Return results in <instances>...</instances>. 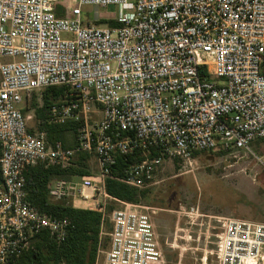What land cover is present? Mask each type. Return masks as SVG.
Returning a JSON list of instances; mask_svg holds the SVG:
<instances>
[{
  "label": "built area",
  "instance_id": "1",
  "mask_svg": "<svg viewBox=\"0 0 264 264\" xmlns=\"http://www.w3.org/2000/svg\"><path fill=\"white\" fill-rule=\"evenodd\" d=\"M58 3L65 17L56 16ZM84 6L116 7L117 25L86 19ZM51 87L65 88L49 118L77 125L73 147L32 134L22 112L25 96ZM259 140L264 0H0V264H11L42 232L63 242L71 226L27 201L29 168L69 169L94 156L104 203L89 181L81 187L94 195L80 196L96 201L105 218L108 201H117L105 181L118 154L143 152L119 181L146 190L167 160L250 152ZM253 156L264 165V156ZM78 186L58 180L49 194L68 199ZM119 203L102 264H166L151 215ZM212 257L202 264H264V223L224 219Z\"/></svg>",
  "mask_w": 264,
  "mask_h": 264
},
{
  "label": "rangeland",
  "instance_id": "2",
  "mask_svg": "<svg viewBox=\"0 0 264 264\" xmlns=\"http://www.w3.org/2000/svg\"><path fill=\"white\" fill-rule=\"evenodd\" d=\"M59 1L77 3L78 0ZM82 10L86 19L94 23L103 20L113 22L118 16V10L113 6H84ZM217 83L224 82L217 80ZM42 104L43 91L24 97L21 107L29 130L32 134H43L52 146L60 143L66 148L73 147L77 132L57 134V141L51 143L48 133L41 130L44 122L36 118V110ZM251 152L263 157L264 140L252 144L250 152L229 155L219 149L197 155L188 162L167 160L159 168L153 184L135 205L151 215L166 264H202L205 258L210 261L224 219L264 223V165ZM80 170L90 176L79 177L77 184L84 186L85 181L91 182L97 189L94 193L96 198L103 204L104 198L98 191L102 179L96 158H90L86 165L80 166ZM81 205L95 208L92 201ZM109 217L107 213L101 234L103 246L96 264H102L110 248L112 225Z\"/></svg>",
  "mask_w": 264,
  "mask_h": 264
},
{
  "label": "trees",
  "instance_id": "3",
  "mask_svg": "<svg viewBox=\"0 0 264 264\" xmlns=\"http://www.w3.org/2000/svg\"><path fill=\"white\" fill-rule=\"evenodd\" d=\"M55 14L58 18L65 17L66 14L61 3L56 4ZM98 24H108L113 27L117 25L114 21L107 22L106 20L100 21ZM64 91L63 87H51L44 90L43 104L36 110V118L44 122L41 130L48 133L51 143L57 141L58 138L55 135L68 131L76 133L77 130V125L73 123L61 125L52 122L49 118L50 107L62 98ZM22 112L26 116L23 108ZM29 131L31 132V130ZM220 152L224 153L222 150ZM200 154L203 153H195L193 157ZM159 155L160 152L157 149H150L151 157ZM92 157L88 154L80 156L76 165L69 169L36 166L26 170L27 201L43 213L57 218H69L71 226L66 239L61 243L52 238L48 232H42L35 236L29 248L19 257L14 258L11 264H96L103 246L101 234L106 218L96 208L76 207L65 201H54L49 194L55 180L90 176L88 172L80 170V166L86 165ZM142 157V151L116 156V162L110 170V177L105 181L106 192L111 198L123 203H139L140 197L145 195L147 189L138 190L119 180L124 179L126 169L140 161ZM117 201H108V214L121 205Z\"/></svg>",
  "mask_w": 264,
  "mask_h": 264
},
{
  "label": "crops",
  "instance_id": "4",
  "mask_svg": "<svg viewBox=\"0 0 264 264\" xmlns=\"http://www.w3.org/2000/svg\"><path fill=\"white\" fill-rule=\"evenodd\" d=\"M78 178L79 177H73L72 179L66 180V181H68L71 184H77ZM58 180H65V179H58ZM77 190H78V193H76L75 196H71L68 199H64V200H60V201H65L67 204H72L76 207H83L84 208V206H82L81 204H88L90 201L89 202L84 201L80 196V192L83 190L84 193H87L90 196H92L94 194L90 188H82L80 185L78 186ZM52 200H54V199L52 198ZM54 201H56V200H54ZM95 202L93 201V203H95Z\"/></svg>",
  "mask_w": 264,
  "mask_h": 264
}]
</instances>
